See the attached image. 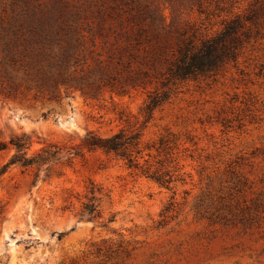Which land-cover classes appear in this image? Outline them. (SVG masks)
Masks as SVG:
<instances>
[{"label":"rangeland","instance_id":"1","mask_svg":"<svg viewBox=\"0 0 264 264\" xmlns=\"http://www.w3.org/2000/svg\"><path fill=\"white\" fill-rule=\"evenodd\" d=\"M151 1L0 0V141L29 136L28 157L63 149L27 167L12 162L16 148L0 150V264H264V0L237 64L180 83L142 130L144 144L171 133L164 163L178 179L170 188L100 150L65 153L89 131L139 129L146 95L91 97L46 84L32 28L65 27L81 9L106 16ZM227 1L204 22L207 32L256 0ZM160 10L170 22V7L161 2ZM203 18L196 9L181 15ZM91 189L93 216L82 209Z\"/></svg>","mask_w":264,"mask_h":264},{"label":"trees","instance_id":"2","mask_svg":"<svg viewBox=\"0 0 264 264\" xmlns=\"http://www.w3.org/2000/svg\"><path fill=\"white\" fill-rule=\"evenodd\" d=\"M161 2L173 13L170 22L161 13ZM227 2L152 0L106 16L101 10L81 9L74 15L75 21L65 27L54 28L41 21L32 28L31 48L37 51L35 60L40 63L46 84H61L66 91L79 90L91 97L102 91L126 95L142 90L146 95L139 129L124 126L109 135L89 131L76 151L65 152L67 156L72 158L83 150H100L123 160L127 168L158 185L170 188L178 179L164 163L174 149V141L168 136L171 133L160 135L156 143L144 144L142 130L154 112L174 96L180 83L210 77L230 64H237L259 23L258 11L263 2L256 0L247 12L223 17L219 30L207 32L204 22L219 17ZM193 9L204 15V20L199 24L181 20L184 11ZM106 17L110 19L108 24ZM30 145L29 136L13 135L8 143L0 141V150L16 148L18 153L12 162L19 161L23 167L46 164L62 156L63 149L53 145L28 157ZM82 209L91 216L99 213L94 189Z\"/></svg>","mask_w":264,"mask_h":264}]
</instances>
